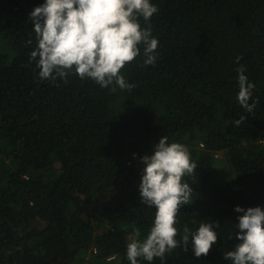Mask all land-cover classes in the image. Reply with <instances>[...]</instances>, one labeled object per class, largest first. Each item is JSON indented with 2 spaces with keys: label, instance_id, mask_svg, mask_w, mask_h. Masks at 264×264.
Returning a JSON list of instances; mask_svg holds the SVG:
<instances>
[{
  "label": "trees",
  "instance_id": "trees-1",
  "mask_svg": "<svg viewBox=\"0 0 264 264\" xmlns=\"http://www.w3.org/2000/svg\"><path fill=\"white\" fill-rule=\"evenodd\" d=\"M45 2L0 0V264H130L127 244L156 212L142 203L141 158L164 136L197 164L176 239L202 222L218 239L206 256L189 240L138 264H231L236 206L264 208V0H151L158 11L140 23L158 39L156 61L145 65L140 45L121 70L131 91L74 71L40 78L30 13Z\"/></svg>",
  "mask_w": 264,
  "mask_h": 264
},
{
  "label": "clouds",
  "instance_id": "clouds-1",
  "mask_svg": "<svg viewBox=\"0 0 264 264\" xmlns=\"http://www.w3.org/2000/svg\"><path fill=\"white\" fill-rule=\"evenodd\" d=\"M158 8L151 0H46L36 7L30 17L37 37V47L31 58L37 60L41 79H67L73 71L81 79L91 78L103 88L118 85L131 91L121 70L141 54L144 64L156 61L158 39L150 27H142L140 19L150 21ZM237 62L241 59L237 57ZM238 101L251 112L255 102L249 103L254 84L248 81L245 69L240 66ZM116 91V87H112ZM244 118L235 121L238 126ZM142 178L138 185L142 203L155 207V219L146 238L140 232L127 244L126 256L130 264L138 258L162 261L181 243L187 251L189 240L196 257L206 256L218 239L212 223H200L193 232L183 229L178 241V213L183 205L190 204L193 188L183 181L193 175L197 164L192 162L188 148L179 142H168L161 137L154 152L141 158ZM239 216L235 237L240 241L224 258L231 264H264V208L244 209L236 206ZM219 222H216V228Z\"/></svg>",
  "mask_w": 264,
  "mask_h": 264
}]
</instances>
